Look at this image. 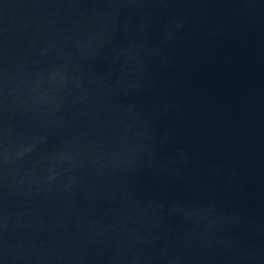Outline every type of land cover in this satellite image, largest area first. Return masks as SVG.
Wrapping results in <instances>:
<instances>
[{"label":"water","instance_id":"95a60500","mask_svg":"<svg viewBox=\"0 0 264 264\" xmlns=\"http://www.w3.org/2000/svg\"><path fill=\"white\" fill-rule=\"evenodd\" d=\"M0 264H264V0H0Z\"/></svg>","mask_w":264,"mask_h":264}]
</instances>
